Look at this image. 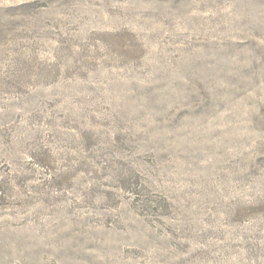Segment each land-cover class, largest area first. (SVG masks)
Masks as SVG:
<instances>
[{
  "label": "rangeland",
  "instance_id": "rangeland-1",
  "mask_svg": "<svg viewBox=\"0 0 264 264\" xmlns=\"http://www.w3.org/2000/svg\"><path fill=\"white\" fill-rule=\"evenodd\" d=\"M0 264H264V0H0Z\"/></svg>",
  "mask_w": 264,
  "mask_h": 264
}]
</instances>
